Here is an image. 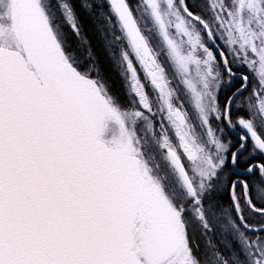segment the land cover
I'll list each match as a JSON object with an SVG mask.
<instances>
[{"label":"water","instance_id":"obj_1","mask_svg":"<svg viewBox=\"0 0 264 264\" xmlns=\"http://www.w3.org/2000/svg\"><path fill=\"white\" fill-rule=\"evenodd\" d=\"M107 1L128 40L159 68L128 1ZM181 1L203 24L227 73L245 82L236 95L247 89V74L232 70L208 25ZM17 12L22 48L3 46L0 36V264H141L134 227L147 184L143 159L101 139L111 99L97 78L68 60L38 0H19ZM240 126L264 154L263 137L250 122ZM236 157L237 172L248 176L261 168L264 182L261 163L246 172L236 168ZM171 160L195 197L185 164L173 151ZM240 183L252 210L264 213L238 179L239 221L248 232H264L243 219L235 198Z\"/></svg>","mask_w":264,"mask_h":264},{"label":"rangeland","instance_id":"obj_2","mask_svg":"<svg viewBox=\"0 0 264 264\" xmlns=\"http://www.w3.org/2000/svg\"><path fill=\"white\" fill-rule=\"evenodd\" d=\"M18 1L0 0V31L5 46L21 49ZM38 2L51 22L59 19L60 13L68 22H75L67 0ZM200 3L229 61L250 72L254 85L243 103L248 104L253 125L264 135V0H200ZM142 4L162 43L164 55L160 56L153 49L160 62L159 68H154L126 35L127 43L120 37L115 40V54L129 85L132 105L124 109L109 96L111 111L102 138L112 147L138 153L144 161L146 174L155 181L163 167L170 173L172 183H178L169 155L170 151H175L186 163L197 197H207L228 181V173L223 168L228 144L224 131L213 127L224 111L218 101L223 83L221 63L210 48V42L206 41L202 27L183 11L179 0H142ZM54 7H58L60 13ZM55 30L58 34L56 27ZM161 57H166L175 71L183 97L173 87ZM141 72L154 92V99L140 78ZM100 83L107 93L105 85ZM179 111H183L185 123ZM138 123H144L147 129L144 138L136 128ZM149 148L155 156L149 155ZM166 181H169L167 175ZM257 189L258 197L262 196L264 202V189L260 185ZM186 192L187 201L193 203L188 213L200 218L215 232V240L220 239L227 250H231L228 252L230 260H226L228 264H264V236L250 238L228 212L217 213L208 210L207 205L199 212L196 199L191 198L187 189ZM231 240L238 244L241 257L235 254ZM196 258L190 255L189 261L182 260L180 264H200Z\"/></svg>","mask_w":264,"mask_h":264},{"label":"trees","instance_id":"obj_3","mask_svg":"<svg viewBox=\"0 0 264 264\" xmlns=\"http://www.w3.org/2000/svg\"><path fill=\"white\" fill-rule=\"evenodd\" d=\"M72 12L75 22H68L65 16L60 13L58 7H54L57 13H60L59 19H56L53 23L56 27L59 38L66 51L68 60L73 63L83 73L92 75L101 81L107 90L109 96L113 97L118 104L124 109H130L132 105V95L130 94L129 85L120 68L117 61V55L115 54V40L120 37L127 43L126 36L122 30L121 25L114 12L111 9L107 0H67ZM131 6L137 21L148 39L151 47L159 53L160 56L163 52L162 43L153 30L152 24L147 17L142 0H127ZM182 5V1L179 0ZM191 11L197 16H200L203 20L208 21V15L203 10L200 0H186ZM200 25V24H199ZM200 27H202L200 25ZM206 41L208 40L207 33L203 30ZM162 63L165 66L169 79L175 88L178 90L179 96H182V90L177 85V76L175 71L169 64L166 57H161ZM232 69L241 73H250L246 67H238L233 62L229 61ZM223 83L221 89L223 94L229 93L235 86H238V80L232 78L228 73L222 69ZM140 78L147 87V92L151 99H154V92L150 87L148 81H146L145 75L141 72ZM254 85L253 81L251 86ZM221 94V93H220ZM221 96V98H222ZM240 100V99H239ZM237 101L236 103H238ZM237 105V104H236ZM136 128L141 136L146 133L144 123L136 124ZM149 136V134H148ZM147 137V136H146ZM149 140V137H147ZM152 141L150 140V143ZM149 155L153 153V149L149 148ZM157 157V156H156ZM155 157V162L157 161ZM244 163L241 162V165ZM161 167V166H160ZM225 180V179H223ZM229 180L224 181L221 185V193L223 194V211L228 212L237 222L238 226L250 237L257 238L264 236V232L254 233L248 232L242 222L239 221L238 211H236L233 201L231 200L228 190ZM260 185L264 189V184L259 181H252L251 186L254 191ZM218 192V191H217ZM253 199V198H252ZM255 204L260 208H264V202L259 197L254 195ZM221 201V200H219ZM237 201L239 202L240 211L242 212L244 221L252 227L261 228L264 226V213H258L249 206L245 194L242 191L238 193ZM207 207L217 212L215 208L217 205L216 191L206 197ZM187 220L189 222V231L191 236V242L194 246V253L197 256L200 264H222L223 260H230V251L227 250L226 245L219 239L215 240V232L211 228L206 227L202 220L195 217L194 213H188ZM235 249V254L241 257V252L237 243L233 240L230 241ZM229 252V253H228ZM228 264V263H227Z\"/></svg>","mask_w":264,"mask_h":264},{"label":"flooded vegetation","instance_id":"obj_4","mask_svg":"<svg viewBox=\"0 0 264 264\" xmlns=\"http://www.w3.org/2000/svg\"><path fill=\"white\" fill-rule=\"evenodd\" d=\"M196 17H198V19L200 18L208 25L207 21L203 20L200 16L196 15ZM191 19L196 21V23L200 24L203 30L205 31L204 26L200 21H197L192 17ZM0 36H1V31H0ZM214 38L218 42L215 36ZM208 40H209V36H208ZM1 42H2V36H1ZM210 44H211L210 48H212L217 58L219 59L222 69L225 70L224 64L221 61L220 53L217 51L216 47L212 44V42H210ZM218 44L225 51L223 45L220 44V42H218ZM2 45L5 46L3 42ZM5 47L18 49L16 47H9V46H5ZM225 72L227 73L226 70ZM245 74H247L249 78L250 85L244 91L239 92L238 95H236V93L244 87L245 82L242 79L232 77L230 74L229 75L232 78H235L239 81L238 86H235L229 93L224 94L223 96H222L223 91L225 92L227 89L225 90L224 89L222 90L221 88L219 89L218 92L219 106H221L224 111L220 115L221 116L220 121L216 122L215 120L213 123V127H216L217 130L224 131V137L226 138L225 141L228 144L227 161L223 165V168L228 173V180H229L228 190L232 201H233V186L238 179H242L245 182L246 188L249 191L251 199L252 198L254 199V195H256L257 197L259 195L257 187H256L257 191L256 190L254 191V189L251 186V182L260 180L264 184L263 178H261V174H262L261 168L248 176H245L237 172L233 168V162L235 160L237 152L242 148L243 144L245 143L244 138L246 139V149L243 152L238 153L236 157L237 158L236 168L247 172L248 170L251 169V167L254 164H258V163H261L264 168L263 152L259 147H256L254 142L251 141L248 136L245 135V133L242 130V127L240 126L241 121L250 122V125L255 130V132H257L264 139V135L259 129V127L256 128L255 125H253V120L250 118L251 114L248 109V104L243 103L245 98L247 97V93L253 87V85L251 86V82H252L251 76L248 73ZM237 101L239 102L236 103ZM179 112L181 118H183V123H185L186 119L184 118L183 111H179ZM227 113H229L228 116L230 120V126L228 125ZM164 123L166 124V122ZM234 132H237V134L235 135ZM115 148L124 149L121 147H115ZM172 151H170L169 154L170 158ZM132 153L139 155L135 151H132ZM181 161L183 162V164H185L187 170L186 163L182 159ZM241 162L244 164L241 165ZM174 168L176 169L175 177L178 179V183L176 184L172 183V179L170 180L169 178L170 173H167L163 167L160 169L161 172L158 175L160 179L157 176L156 177L157 181H155L154 178L149 177L146 174L145 165L143 161V174L147 180V184L143 198L140 202L139 212L134 227V238H135L134 250L138 258L140 259L141 264H180L182 260L185 262L189 261L190 255L191 257H196L194 253V246L192 245L191 242L189 222L187 220L188 217L187 209H189V207L192 206L193 203L192 200L187 201L186 189L188 192L189 190L177 168L175 166ZM166 175L168 176L169 181H166ZM221 186L222 185L216 187V189L214 190L216 191L217 205L215 208L217 209V213H222L221 211H223L221 209L223 208V204H224V201H222L223 194L220 191ZM235 190H236L235 191L236 201H237L238 193H240V191L242 190L246 198V190L243 184L241 183L238 184ZM197 196H198V192L195 197L191 195V198L196 199L195 203H197L198 211L200 212L204 210L205 205H207V202H206V197L198 198ZM261 198L262 196L259 197V199ZM196 259L198 260V258ZM222 264H227V261L223 260Z\"/></svg>","mask_w":264,"mask_h":264}]
</instances>
